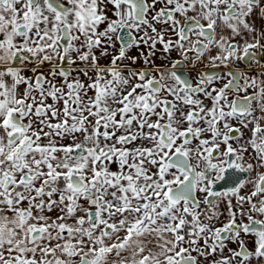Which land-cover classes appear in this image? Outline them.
<instances>
[{
    "label": "snow or ice",
    "instance_id": "1",
    "mask_svg": "<svg viewBox=\"0 0 264 264\" xmlns=\"http://www.w3.org/2000/svg\"><path fill=\"white\" fill-rule=\"evenodd\" d=\"M0 264H264V0H0Z\"/></svg>",
    "mask_w": 264,
    "mask_h": 264
},
{
    "label": "flooded vegetation",
    "instance_id": "2",
    "mask_svg": "<svg viewBox=\"0 0 264 264\" xmlns=\"http://www.w3.org/2000/svg\"><path fill=\"white\" fill-rule=\"evenodd\" d=\"M133 54H135V52H133Z\"/></svg>",
    "mask_w": 264,
    "mask_h": 264
}]
</instances>
